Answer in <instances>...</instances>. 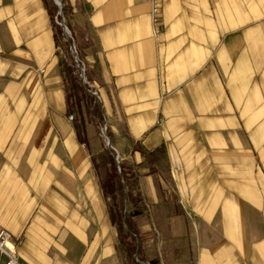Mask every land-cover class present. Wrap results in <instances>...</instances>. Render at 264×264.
<instances>
[{"label": "crops", "instance_id": "crops-1", "mask_svg": "<svg viewBox=\"0 0 264 264\" xmlns=\"http://www.w3.org/2000/svg\"><path fill=\"white\" fill-rule=\"evenodd\" d=\"M157 1L67 0L144 254L264 264V0ZM57 48L46 0H0V229L22 264H128Z\"/></svg>", "mask_w": 264, "mask_h": 264}, {"label": "rangeland", "instance_id": "rangeland-1", "mask_svg": "<svg viewBox=\"0 0 264 264\" xmlns=\"http://www.w3.org/2000/svg\"><path fill=\"white\" fill-rule=\"evenodd\" d=\"M46 2L49 4L54 30L58 32V37L56 38V43L58 45L57 51L62 64V70L68 83L70 104L73 105L76 95L80 94L84 97L86 117L81 119L82 116L80 115L79 121H81L80 124L82 127L83 123H89V126L87 136L84 133V136L80 137L81 139L84 138V143L82 145L86 144L88 146L93 159L96 160L100 179H104L112 173L116 176H114L115 187L113 191L115 190V192H117V199L122 203L120 226L124 234L122 239L127 252L126 260L128 264H145V262L150 264L149 257H153L151 259H154V248H149V250H147L148 253L144 254L145 248L142 247L141 237L137 228L139 222L146 221V218L142 215L140 217H134L135 220H132V216H127L129 213L127 207V193L133 184V180H128L126 175L129 166L124 161L120 160L119 155H117L111 145L105 105L99 97L96 85L90 81L87 69L84 67L82 45L86 42V35L85 33L83 34L81 28L76 27L70 22L69 14L73 5L71 6L67 0H61V4H56V0H46ZM62 24L65 25V28ZM81 68L83 69V73ZM74 109H76L79 114V110L77 108ZM75 112L76 111L73 113V117ZM108 139L110 145L107 144ZM122 162L126 164L125 179L122 175Z\"/></svg>", "mask_w": 264, "mask_h": 264}, {"label": "trees", "instance_id": "trees-1", "mask_svg": "<svg viewBox=\"0 0 264 264\" xmlns=\"http://www.w3.org/2000/svg\"><path fill=\"white\" fill-rule=\"evenodd\" d=\"M83 34H84V31H83ZM55 37L56 38L58 37V32L57 31H55ZM82 37H83V35H82ZM85 45H87L86 42H84L82 47L85 46ZM71 106L74 107V108H77L79 110V114L82 116L81 119H84L86 117L85 116V111H86L85 110V102H84V97L82 95H80V94L76 95L75 98H74V101H73V105L71 104ZM125 165L126 164L124 162L121 163L122 175H123L124 179L126 178L125 177V168H126ZM114 176L115 175L112 173L111 175L109 174L108 176H106L104 179L101 178L102 188L105 189L106 192H108V193L112 192L114 187H115ZM127 199H128V212H129L127 214V216L128 217H130V216H132V217H140V216H142L143 215L142 211L139 210L137 208V206H136V203L139 201V199L136 196H133L132 193H130L129 191L127 193ZM140 250H141V248H140ZM149 262H150V264H158V260L157 259H150ZM134 264H140V263H134Z\"/></svg>", "mask_w": 264, "mask_h": 264}, {"label": "built area", "instance_id": "built-area-1", "mask_svg": "<svg viewBox=\"0 0 264 264\" xmlns=\"http://www.w3.org/2000/svg\"><path fill=\"white\" fill-rule=\"evenodd\" d=\"M151 4L152 21L158 23L159 4L157 0H149ZM61 24V23H60ZM63 25V24H62ZM73 119V114L68 116ZM0 264H22L18 260L17 252L12 244L11 233L6 229H0ZM2 259V260H1Z\"/></svg>", "mask_w": 264, "mask_h": 264}, {"label": "water", "instance_id": "water-1", "mask_svg": "<svg viewBox=\"0 0 264 264\" xmlns=\"http://www.w3.org/2000/svg\"><path fill=\"white\" fill-rule=\"evenodd\" d=\"M64 26V28H65V25H63ZM81 71H82V73H83V69L81 68ZM96 94V93H95ZM152 139H157V141H155V142H150V140H152ZM159 143H160V130L159 129H155L154 131H152L146 138H145V140H144V142H143V144L145 145V146H147V147H151V148H154V147H156V146H158L159 145ZM107 144L108 145H110V141H109V139H108V142H107ZM116 161H117V163L119 164V161L117 160V158H116ZM119 169H120V166H119ZM145 264H149V263H146L145 262Z\"/></svg>", "mask_w": 264, "mask_h": 264}, {"label": "bare ground", "instance_id": "bare-ground-1", "mask_svg": "<svg viewBox=\"0 0 264 264\" xmlns=\"http://www.w3.org/2000/svg\"><path fill=\"white\" fill-rule=\"evenodd\" d=\"M56 4H61V0H56Z\"/></svg>", "mask_w": 264, "mask_h": 264}]
</instances>
